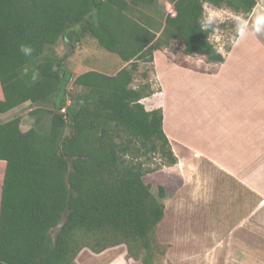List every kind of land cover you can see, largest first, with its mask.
<instances>
[{
	"label": "trees",
	"instance_id": "1",
	"mask_svg": "<svg viewBox=\"0 0 264 264\" xmlns=\"http://www.w3.org/2000/svg\"><path fill=\"white\" fill-rule=\"evenodd\" d=\"M160 1L0 0V114L27 102L49 108L33 111L48 118L46 132L23 131L20 118L0 122V264H76L84 249L118 246L134 261L160 264L164 189L157 198L143 177L177 157L162 109L141 103L156 93L148 69L136 85L135 76L156 51L176 46L221 65L224 55L210 40L216 27L200 23L205 4L239 17L256 0H165L168 11ZM86 37L124 66L73 79L69 55L55 46L74 48ZM23 44L33 48L30 57L19 51Z\"/></svg>",
	"mask_w": 264,
	"mask_h": 264
},
{
	"label": "rangeland",
	"instance_id": "2",
	"mask_svg": "<svg viewBox=\"0 0 264 264\" xmlns=\"http://www.w3.org/2000/svg\"><path fill=\"white\" fill-rule=\"evenodd\" d=\"M159 7L165 11L170 9L164 2H160ZM204 9L205 16L210 11L215 15L216 29L210 40L221 53H227L229 47L231 49L237 40L233 37L242 25L246 30L243 38L249 37L242 42L249 52L237 51L238 54L244 56L256 52L264 56L262 50H253L258 48L254 40L257 38L252 39L253 36H250L255 32L264 47V0H256L253 11L239 17L227 8L216 9L205 4ZM220 24H224L225 27L220 28ZM55 49L60 56L69 55L65 65L72 73L73 79L88 70L112 75L124 66L118 56L104 51L90 37L84 38L74 48H68L64 43L58 42ZM174 61L186 63L191 73L184 71L176 74L178 70L174 66ZM145 69L149 71L158 96L152 95L148 99H143L141 103L148 111L160 108L165 113L168 139L174 143L177 157L174 166L162 167L143 177V181L157 198L159 187L164 189V198L160 201L164 204L165 214L155 232L156 243L163 253H158L155 261L160 264H264V197L244 188L231 186V183L227 182L213 166L197 156L186 153L181 146L183 141H186L185 143L189 141L187 137L189 128L197 117L193 112L198 108L203 109V92L195 96L192 91H188L190 93L186 91L187 86L190 82L194 83L196 88L203 85L209 72L216 71L217 67L207 64L201 58L184 56L181 49L176 46L158 51L156 55L154 53L152 65L140 64L134 85L143 81L141 73ZM189 73L193 78L189 79ZM171 75L176 78L172 79ZM171 84L179 85V89L187 87L184 95L178 98L180 105L174 102L177 98L169 89ZM69 88L79 91L73 85ZM162 91L165 98L161 95ZM157 97L162 101L161 106L155 105ZM36 109L49 108L27 102L0 114V122L20 118L23 131L36 128L46 132L48 118L42 113L33 114ZM38 118L41 120L36 123ZM251 215L253 217L248 218ZM225 221H229V225L222 230L221 224ZM236 223L244 225L241 230L244 231L242 236L245 238L243 245L237 249L235 245L242 240L236 237L241 234L235 235V232L230 234L233 224ZM124 247L122 246L123 250ZM86 263L92 264V261L86 260Z\"/></svg>",
	"mask_w": 264,
	"mask_h": 264
},
{
	"label": "crops",
	"instance_id": "3",
	"mask_svg": "<svg viewBox=\"0 0 264 264\" xmlns=\"http://www.w3.org/2000/svg\"><path fill=\"white\" fill-rule=\"evenodd\" d=\"M160 2L171 7L165 0ZM245 31L244 29L241 31L227 53H222L224 62L217 66L216 72L209 73L203 85L196 88L195 84L190 82L191 85L189 83L186 90L187 87L179 89V85L171 84L169 89L175 94L177 100L174 102L178 105H180L178 98L184 95V90L192 91L195 96L203 92V109L198 108L193 112L197 117L189 128L187 135L189 141L188 143L183 141L181 145L185 152L213 166L227 182L231 183V186L235 185L238 189L241 187L264 197V56L256 52L244 56L238 54L237 51L249 52L242 42L249 39V37L243 38ZM250 36H253L252 39L257 38L254 40L258 48L253 50L259 49L264 52L261 40L255 32ZM157 53L158 51L155 55ZM174 66L178 70L176 74L190 72L189 69L187 71L186 68H179L180 66L176 64ZM190 73L189 79L193 78ZM170 77L176 78L174 75ZM163 92H161L162 96ZM184 99L186 101V98ZM159 100L156 99L155 105L161 106L162 101ZM165 117L163 113V130L168 137ZM170 144L175 152L172 140ZM174 154L176 156V152ZM252 217L253 215L248 218ZM228 222L221 224L222 230L228 227ZM243 226L237 223L232 226L233 230L230 234L233 232L235 235L241 234L236 237L242 240L235 245L236 249L243 245L245 240L242 236L244 231L241 230ZM238 240L234 242L237 243ZM86 260L92 261V264H141L128 258L126 248L124 247L123 250L122 246L107 249L100 254L84 249L75 261L76 264H87Z\"/></svg>",
	"mask_w": 264,
	"mask_h": 264
},
{
	"label": "clouds",
	"instance_id": "4",
	"mask_svg": "<svg viewBox=\"0 0 264 264\" xmlns=\"http://www.w3.org/2000/svg\"><path fill=\"white\" fill-rule=\"evenodd\" d=\"M200 23L202 25H207L209 27L214 26L215 23H216L215 15L210 11L207 16L201 18ZM19 51L24 56L30 57L33 54L34 50H33V48L31 46L23 44V45L20 46Z\"/></svg>",
	"mask_w": 264,
	"mask_h": 264
}]
</instances>
